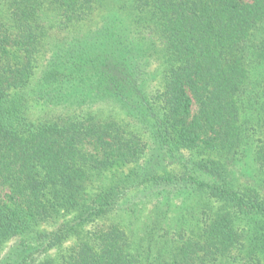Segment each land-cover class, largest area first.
I'll return each instance as SVG.
<instances>
[{"label":"trees","instance_id":"1","mask_svg":"<svg viewBox=\"0 0 264 264\" xmlns=\"http://www.w3.org/2000/svg\"><path fill=\"white\" fill-rule=\"evenodd\" d=\"M0 264H264V0H0Z\"/></svg>","mask_w":264,"mask_h":264}]
</instances>
